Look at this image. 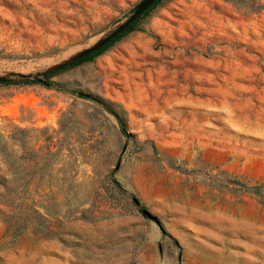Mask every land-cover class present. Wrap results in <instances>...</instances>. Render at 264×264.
Returning <instances> with one entry per match:
<instances>
[{"label": "rangeland", "instance_id": "374dc122", "mask_svg": "<svg viewBox=\"0 0 264 264\" xmlns=\"http://www.w3.org/2000/svg\"><path fill=\"white\" fill-rule=\"evenodd\" d=\"M155 1L0 0V264H264V0Z\"/></svg>", "mask_w": 264, "mask_h": 264}, {"label": "trees", "instance_id": "16d2710c", "mask_svg": "<svg viewBox=\"0 0 264 264\" xmlns=\"http://www.w3.org/2000/svg\"><path fill=\"white\" fill-rule=\"evenodd\" d=\"M160 1H161V0H156V1L154 2L153 6H156L157 4H159ZM134 23H135V21L132 22L131 24L127 25V26H126V27H125V28H124V29H123L118 35H116L114 38H112L111 40H109L108 42H106L105 44H103V45H102L101 47H99L98 49L94 50L93 52L88 53L86 56H84V57H82V58H80V59H78V60L72 62L70 65L63 67V68H61L60 70L65 69V68H67V67H69V66L75 65V64H77V63H79V62H82V61H84V60H87V59L90 58L94 53H96V52H98V51H101L102 49H104L105 47H107V45H109L111 42L115 41V39H118L123 33H126V32H128V31H130ZM57 71H59V70H57ZM57 71H56V72H57ZM3 82H4V80H0V83H3Z\"/></svg>", "mask_w": 264, "mask_h": 264}, {"label": "bare ground", "instance_id": "6f19581e", "mask_svg": "<svg viewBox=\"0 0 264 264\" xmlns=\"http://www.w3.org/2000/svg\"><path fill=\"white\" fill-rule=\"evenodd\" d=\"M86 45H87V44H86ZM64 53H65V52H64ZM65 55H67V54H65ZM71 59H72V58H71ZM71 59H70V60H71Z\"/></svg>", "mask_w": 264, "mask_h": 264}, {"label": "water", "instance_id": "95a60500", "mask_svg": "<svg viewBox=\"0 0 264 264\" xmlns=\"http://www.w3.org/2000/svg\"><path fill=\"white\" fill-rule=\"evenodd\" d=\"M149 216H151V215L149 214Z\"/></svg>", "mask_w": 264, "mask_h": 264}]
</instances>
